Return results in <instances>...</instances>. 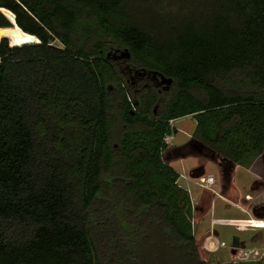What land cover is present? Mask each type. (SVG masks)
Segmentation results:
<instances>
[{
	"label": "trees",
	"instance_id": "1",
	"mask_svg": "<svg viewBox=\"0 0 264 264\" xmlns=\"http://www.w3.org/2000/svg\"><path fill=\"white\" fill-rule=\"evenodd\" d=\"M5 10L38 42L0 40V264H234L201 257L164 137L196 115L233 164L264 154V0H0V27ZM117 47L173 79L168 100L134 96Z\"/></svg>",
	"mask_w": 264,
	"mask_h": 264
},
{
	"label": "flooded vegetation",
	"instance_id": "2",
	"mask_svg": "<svg viewBox=\"0 0 264 264\" xmlns=\"http://www.w3.org/2000/svg\"><path fill=\"white\" fill-rule=\"evenodd\" d=\"M115 49L116 52H109L107 57H110L111 59L113 58L114 61L117 62L118 67L121 71H123L124 77L127 78V83H129L128 87L130 88V90H133L134 95L139 96L143 94L144 90L147 87L151 88L152 86H156L161 97H163L164 100V96L162 95L166 92V90L169 89L168 86H165V83L170 84L173 82V79L171 82H168L167 79L170 77H166L161 73H151V71H139L135 67H132L131 64L128 62L131 58L130 56L121 53V48L119 47ZM159 108L160 103H156L153 107V112L155 114L159 113ZM136 109L138 108L136 107ZM165 153H167V156L171 158V160L173 159V161L187 160L188 158L196 159L195 164L193 166L188 167V170H186V168L184 167V169L187 171V174H183L181 170L177 169L172 165L180 174V177L177 180L178 184L186 188L191 196L193 204V231L195 226L194 224L196 221L201 223L206 222L207 217L211 214V212L212 215L216 214L215 203L217 197L223 199L229 208H234L232 201L238 199L249 208L248 211H246L247 213L245 214L250 215L252 217H256L257 219H262V217H264V201H255L253 200V196L251 195V193L253 191H256V189L264 188V179L258 178L250 187L251 192L249 191L243 195H240L239 191L238 193H233V188L235 186L233 183V177L234 168L236 165L233 166V163L229 159L225 158L220 153L211 150L206 144L200 141L194 135V133L192 134L191 139L187 143L181 146H169L168 151H166ZM261 156L262 158H264V154H262ZM169 158H167V160H170ZM209 163L215 165L217 169V179L215 178V182L218 185V190L209 187L207 184H205L207 179L205 178V175L208 171L207 164ZM182 174L184 176H182ZM181 177L187 178L189 181L194 180L195 183L197 181V183L203 186L204 189L199 192L198 195L194 196V193L189 187V185L185 186L181 183ZM197 197L198 200L195 202V198ZM221 218L229 220L228 223L225 224L236 225L234 219H231L229 217ZM213 228V232L216 231L217 236L219 237L221 235V232L216 229V227ZM244 230H247V232H244L242 230H235L231 235V241L227 242L225 240H222V246H228L231 249V252L237 253L239 250L247 248V246L251 242L255 240L258 241L259 239H264L263 232L252 233L251 230H254V228L252 227L244 228ZM209 231L211 230L208 229L206 232Z\"/></svg>",
	"mask_w": 264,
	"mask_h": 264
},
{
	"label": "rangeland",
	"instance_id": "3",
	"mask_svg": "<svg viewBox=\"0 0 264 264\" xmlns=\"http://www.w3.org/2000/svg\"><path fill=\"white\" fill-rule=\"evenodd\" d=\"M5 11L8 14V11L7 10ZM9 17L11 18L10 15ZM18 31L19 29L15 24L10 27H2V28L0 27V40L3 37H7L10 43L12 45H15L14 43H20L24 41L26 38L28 40L36 39V37H28L25 35L19 37L17 36ZM125 49L127 48L124 47V51ZM112 60L114 59L112 58ZM143 72H147V70ZM125 79L127 80V78ZM165 86H168L169 89L166 90V92L162 96H164V100L166 99L168 100L169 97L171 96V93L174 90L175 83L174 82L170 84L165 83ZM131 91L133 92L132 89ZM135 97L140 99V96H135ZM164 106L165 105L161 103L159 109L163 108ZM195 116L196 115H188L179 118L174 122V128L176 131L174 130L173 132L174 135V140L172 144L173 146H181L187 143L191 139L192 134L195 132L197 125ZM167 158L169 157L167 156V153H165V159ZM169 159L170 160L168 161H170L171 165L181 170L183 174H187L186 170H188V167L193 166L196 162V159L194 158H188L187 160H178V161H173V159L171 160V158ZM207 165H208V171L207 174L205 175V178H207L205 184H207L209 187L218 190L219 189L218 185L215 182V178L217 177V169L215 165L211 163ZM184 167L186 168V170L184 169ZM254 168L264 177V158H262V156L258 158L257 164L255 165ZM238 173H239V179L235 183V186L233 188L234 189L233 193H238L239 190L240 191L242 190L243 194L249 192L251 190L250 189L251 185H253L256 179L253 177L251 173L247 172L243 168H240ZM249 178L252 179L251 182L248 181ZM181 179H182L181 183L183 185L185 186L189 185V187L192 189L194 193V196L198 195V193L204 189V187L201 186L199 183H197V181L195 183L194 180L189 181L187 178H183V177H181ZM251 195L253 196V200L255 201L258 202L264 201V188L256 189V191H253ZM197 200L198 197L195 198V202ZM215 211H216L215 215H212V212L210 215H208L206 222L201 223L196 221L194 224L195 225L194 231L199 244L201 257L206 259L207 261H213L215 263H234V264L246 263V262L264 263V239L263 240L259 239L258 241L255 240L251 242L247 246V248L239 250L237 253L231 252V249L228 246H222L221 244L222 240H225L227 242L231 241V235L235 230H242L244 232H247V230H244V228L252 227L254 228V230H251L252 233L263 232L264 234V219H263L264 217H262V219H257L256 217L247 215L242 211H239L238 209L229 208L226 202L219 197H217L216 199ZM221 217H229V218L244 217V219L243 220L234 219L236 225H229V224H225L228 223L229 220L222 219ZM213 227H216V229H218L221 232L220 233L221 235L219 237L217 236L216 231L213 232L212 230L214 229ZM236 228H241V229H236ZM208 229H210L211 231L206 232Z\"/></svg>",
	"mask_w": 264,
	"mask_h": 264
},
{
	"label": "crops",
	"instance_id": "4",
	"mask_svg": "<svg viewBox=\"0 0 264 264\" xmlns=\"http://www.w3.org/2000/svg\"><path fill=\"white\" fill-rule=\"evenodd\" d=\"M2 28V27H1ZM258 161V160H257ZM257 161L253 164L252 167L250 168H247V167H244V166H241V165H236L235 168H234V177H233V180H234V185L236 183V181L239 179V173L238 171L240 170V168H243L244 170H246L247 172L251 173L253 175V177L257 180L258 178L260 179H264L263 175H261L257 170H255V165L257 164ZM215 176V174H214ZM252 179L249 178V182H251ZM240 181V180H239ZM244 184V183H243ZM252 186V185H251ZM239 193L240 195H243V191L239 190ZM247 193V192H246ZM245 194V193H244ZM250 196V195H248ZM233 203V206H234V209H238L239 211H242L243 213H247L246 211H248V207L245 205V204H242L238 199H235L232 201ZM231 219H241L243 220L244 217H235V218H231Z\"/></svg>",
	"mask_w": 264,
	"mask_h": 264
},
{
	"label": "water",
	"instance_id": "5",
	"mask_svg": "<svg viewBox=\"0 0 264 264\" xmlns=\"http://www.w3.org/2000/svg\"><path fill=\"white\" fill-rule=\"evenodd\" d=\"M11 16V20L13 21V23L15 24V15L13 14V13H11V12H9L8 11V16ZM16 25V24H15ZM17 26V25H16ZM17 28L19 29V30H22L21 28H19L18 26H17ZM33 42H38V38L36 37V39L34 40V41H32V42H26V43H33ZM23 44H25V43H23ZM63 47V46H62ZM124 53V55H127V56H130V52H129V50L128 49H125V51H123ZM167 81L168 82H171L172 81V78H168L167 79ZM233 166H235V164H233Z\"/></svg>",
	"mask_w": 264,
	"mask_h": 264
},
{
	"label": "built area",
	"instance_id": "6",
	"mask_svg": "<svg viewBox=\"0 0 264 264\" xmlns=\"http://www.w3.org/2000/svg\"><path fill=\"white\" fill-rule=\"evenodd\" d=\"M176 120H177V119H172V120L170 121V124H171V127H172V128H174V122H175ZM173 140H174V135H173V133H171V134H166L165 137H164V141H165V143L168 144L169 146H171V145L173 144ZM182 176H184V175L182 174Z\"/></svg>",
	"mask_w": 264,
	"mask_h": 264
}]
</instances>
